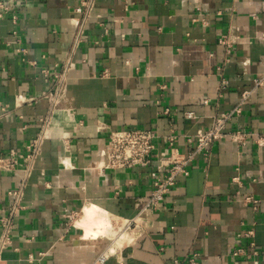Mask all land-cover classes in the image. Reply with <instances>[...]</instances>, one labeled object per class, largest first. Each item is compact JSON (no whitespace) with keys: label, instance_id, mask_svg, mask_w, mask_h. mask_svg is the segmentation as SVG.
I'll return each mask as SVG.
<instances>
[{"label":"crops","instance_id":"crops-1","mask_svg":"<svg viewBox=\"0 0 264 264\" xmlns=\"http://www.w3.org/2000/svg\"><path fill=\"white\" fill-rule=\"evenodd\" d=\"M17 3L0 19V155H22L0 172V264H92L109 245L104 264H264V0ZM238 106L228 129L245 142L197 157L129 240L78 224L91 205L115 224L135 217L172 129L187 152V135ZM121 128L157 134L149 165L102 168Z\"/></svg>","mask_w":264,"mask_h":264},{"label":"built area","instance_id":"built-area-1","mask_svg":"<svg viewBox=\"0 0 264 264\" xmlns=\"http://www.w3.org/2000/svg\"><path fill=\"white\" fill-rule=\"evenodd\" d=\"M17 0L6 1L0 0V19L6 14H15V6H17ZM14 19L16 16L13 17ZM219 42L226 45L229 51L231 43L225 38H221ZM255 86L264 88V76L256 79ZM249 91L245 92L243 98L246 99L249 95ZM1 109V105H0ZM240 106L236 107L232 111L221 113L217 115L211 127L198 128L193 135H187L186 141L189 144L187 152H181L176 145L177 136L172 129V132L166 137L169 144V153L160 159L158 169L152 173L153 175V188L150 195L145 199L142 207L138 211L137 215L132 218L119 222L125 229V232L133 230L140 226V221L143 217L153 214L158 207L164 202L166 196L171 192L174 186L177 184L179 176H187L190 174V167L192 163L199 156L208 157L210 147L217 141L231 136L235 141L243 144L247 138L248 133L244 130H232L228 129L234 113H239ZM166 113H169V109H166ZM186 117L194 118V113L191 111L186 112ZM100 130L106 129V126L100 125ZM157 134L150 129L142 128H121L110 129L109 140L104 143L100 150V156L103 158V167L105 169H119V168H133L149 165L152 161L153 152L156 148ZM263 138H258V141ZM22 156V155H21ZM16 151H11L7 155H0V172L11 171L20 165L19 158L21 157ZM236 180V179H234ZM17 195V192L14 193ZM243 203L252 204L254 208L257 207L258 199L251 195L242 196L240 199ZM75 214H69L66 216L70 226L75 219ZM2 224L6 223L5 218H1ZM252 234L253 231H249ZM4 233L0 242V253L6 247L7 238ZM254 248V247H253ZM251 248V252L257 255L256 250ZM112 248L111 245L106 247L92 262V264H104L110 254ZM244 253L243 248L236 249L235 255ZM196 256V255H194ZM191 258V263H195V258ZM256 263V261H254Z\"/></svg>","mask_w":264,"mask_h":264},{"label":"bare ground","instance_id":"bare-ground-1","mask_svg":"<svg viewBox=\"0 0 264 264\" xmlns=\"http://www.w3.org/2000/svg\"><path fill=\"white\" fill-rule=\"evenodd\" d=\"M51 125H52V123H51ZM47 126H49V125H47ZM101 213H102L101 210H99L96 206H92L91 205L90 207H87L84 210L83 215L81 216V219H79V221H78V224L79 225H83L85 227H90L93 224H96L97 232H95L94 235H96L97 233L103 231L102 229L108 230L107 228L112 226V223H111L112 220L110 222L109 219L107 217H104ZM90 230L92 231V228H90ZM124 233L125 232H122L121 235L124 234ZM129 239H130L129 236H127L126 237V241L129 240ZM123 240H125V239H123Z\"/></svg>","mask_w":264,"mask_h":264},{"label":"rangeland","instance_id":"rangeland-1","mask_svg":"<svg viewBox=\"0 0 264 264\" xmlns=\"http://www.w3.org/2000/svg\"><path fill=\"white\" fill-rule=\"evenodd\" d=\"M112 226L110 227V236L115 238L117 243H122L123 241H126V237L128 236L125 232V229L122 227L121 224H118L115 222H112ZM122 232H125L124 234L121 235ZM125 239V240H123Z\"/></svg>","mask_w":264,"mask_h":264}]
</instances>
